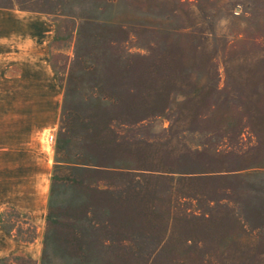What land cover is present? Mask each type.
<instances>
[{
  "label": "rangeland",
  "instance_id": "374dc122",
  "mask_svg": "<svg viewBox=\"0 0 264 264\" xmlns=\"http://www.w3.org/2000/svg\"><path fill=\"white\" fill-rule=\"evenodd\" d=\"M0 8L49 19L58 85L11 96L0 74V125L13 104L58 111L46 204L3 211L0 264H264V0Z\"/></svg>",
  "mask_w": 264,
  "mask_h": 264
},
{
  "label": "crops",
  "instance_id": "0c3cea01",
  "mask_svg": "<svg viewBox=\"0 0 264 264\" xmlns=\"http://www.w3.org/2000/svg\"><path fill=\"white\" fill-rule=\"evenodd\" d=\"M0 10L6 19L16 22L0 25V74L13 84L7 94L50 97L51 89L56 92L58 85L51 72L49 45L54 30L49 19L32 10ZM10 108L20 114L9 116L8 125H0V223L7 208L33 220L43 211L50 165L41 154L42 136L58 122L56 105L52 108L49 98L45 103Z\"/></svg>",
  "mask_w": 264,
  "mask_h": 264
},
{
  "label": "trees",
  "instance_id": "16d2710c",
  "mask_svg": "<svg viewBox=\"0 0 264 264\" xmlns=\"http://www.w3.org/2000/svg\"><path fill=\"white\" fill-rule=\"evenodd\" d=\"M9 209H12L13 211H18V210H16L15 208H9ZM32 227H33V229L34 230H36L37 231V227L35 226V225H33L32 224ZM16 237L18 238V239H20L21 241H24V242H32V241H34V236L32 237H29V238H23V237H21V236H19V235H16ZM8 259V257H6L5 258V260H7Z\"/></svg>",
  "mask_w": 264,
  "mask_h": 264
},
{
  "label": "built area",
  "instance_id": "2783aa9c",
  "mask_svg": "<svg viewBox=\"0 0 264 264\" xmlns=\"http://www.w3.org/2000/svg\"><path fill=\"white\" fill-rule=\"evenodd\" d=\"M51 139H53V135L51 136Z\"/></svg>",
  "mask_w": 264,
  "mask_h": 264
}]
</instances>
